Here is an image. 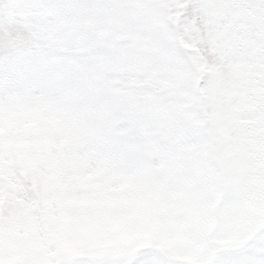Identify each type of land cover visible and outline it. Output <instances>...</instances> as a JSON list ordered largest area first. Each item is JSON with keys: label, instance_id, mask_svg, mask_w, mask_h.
<instances>
[{"label": "snow or ice", "instance_id": "obj_1", "mask_svg": "<svg viewBox=\"0 0 264 264\" xmlns=\"http://www.w3.org/2000/svg\"><path fill=\"white\" fill-rule=\"evenodd\" d=\"M0 264H264V0H0Z\"/></svg>", "mask_w": 264, "mask_h": 264}]
</instances>
